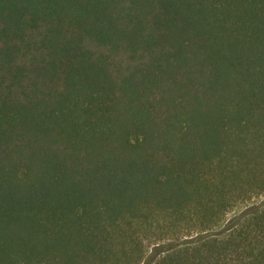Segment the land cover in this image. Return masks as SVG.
Returning a JSON list of instances; mask_svg holds the SVG:
<instances>
[{"label": "trees", "instance_id": "1", "mask_svg": "<svg viewBox=\"0 0 264 264\" xmlns=\"http://www.w3.org/2000/svg\"><path fill=\"white\" fill-rule=\"evenodd\" d=\"M262 194L264 0H0V264H264Z\"/></svg>", "mask_w": 264, "mask_h": 264}, {"label": "rangeland", "instance_id": "2", "mask_svg": "<svg viewBox=\"0 0 264 264\" xmlns=\"http://www.w3.org/2000/svg\"><path fill=\"white\" fill-rule=\"evenodd\" d=\"M263 200H264V194L255 196L251 200H248L246 202L240 203L239 205H237L236 207H234L230 212L227 213V215L225 217V220L228 219V218H230L234 214H237V213L241 212L248 205L253 204V203H260ZM185 234H183V235H185ZM155 242H158V241H147V255L151 252V250H152V244L155 243ZM141 264H144V263H141Z\"/></svg>", "mask_w": 264, "mask_h": 264}]
</instances>
